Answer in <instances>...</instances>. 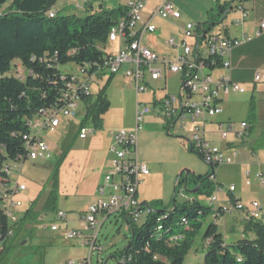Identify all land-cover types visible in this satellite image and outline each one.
<instances>
[{
  "label": "rangeland",
  "instance_id": "1",
  "mask_svg": "<svg viewBox=\"0 0 264 264\" xmlns=\"http://www.w3.org/2000/svg\"><path fill=\"white\" fill-rule=\"evenodd\" d=\"M131 1L92 0L91 12L87 11V5L83 2L80 3L77 0H56V10L59 12V16H64L74 21L86 15L96 14L99 11V6H101L102 10H111L124 7ZM148 1L150 7L158 0ZM232 1L219 0L221 4ZM169 2L180 13L181 24H205L208 12L215 7V0H169ZM79 5L81 6L80 9H78ZM240 6L245 8L248 18L242 27L237 28L234 23L240 19L238 14ZM5 7L6 5L3 8ZM252 7L253 2L251 0L233 1L229 14L223 21L221 19L220 24L211 27L210 32L224 36V31L227 30L229 34L235 37L241 36V33L244 32L248 37L253 38L254 24L263 18L261 17L262 15L255 13ZM181 24L177 23L176 25ZM160 25L162 29L160 32H155L154 43H162L169 36L174 37L176 42L179 41L176 29L173 28L172 23L162 21ZM155 46L159 49V44ZM104 49L110 52L114 47L107 42L104 45ZM202 52L204 56L208 55L206 49H202ZM255 60L251 59L248 62L252 65L256 63ZM246 65L248 64L239 65V68L246 69ZM59 70L62 74H71L75 72V67L67 64L61 66ZM124 70L125 68L123 67L120 73L109 82V76L105 74L100 79H95L91 84L90 91L95 95V99L97 94L104 90L106 99L110 103L109 109L102 116V129L96 134V137H100V145L97 146V149L89 150L88 152L87 142L72 140L67 144L69 149L66 150V147L64 148L62 145L68 138L67 133L62 129L56 133H44L43 135L52 151L50 160L47 162H25L21 169L19 167L10 168L12 177L19 176V183L26 187V192L16 197L23 204L22 209L15 212L16 216L21 217L23 211L35 200L38 201L34 210L35 212H41L44 202L52 190L55 192L56 210L51 213H42L34 225L26 224L15 237L10 249L1 251L3 244H0V264H63L66 261H80L88 257L89 251L87 248L79 246L77 240L65 239L63 235L65 231L71 230L82 231L84 237L93 235L91 231L82 229L79 215L85 211L87 204L92 199L94 184L97 181H101L106 171L107 146L109 143L107 135L113 130L133 127L135 92L129 82L124 79ZM248 72H251L250 69ZM11 75L23 80L25 72L17 65L13 66ZM250 83L247 82L242 86L245 94L235 97L231 96L227 102L222 103L223 114L218 119L234 123L235 131H238L240 122L248 119L251 96L253 95L256 113L258 114L255 123H248L251 127H259L261 125L263 129L262 131L251 133L250 138L246 137L247 141L250 142L249 149L255 142V155L249 156L252 163L248 160L246 155L248 150L245 147L241 150L239 157L235 159L234 165L213 168L214 175L209 181L216 188L212 195H215L216 206L221 203L228 206L234 199V194L241 199V205L245 207L253 200L262 202L264 196V185H260L255 179V174L258 172L262 173L264 178V123L262 122V111L258 109L261 102L260 99L264 97V73L261 74V81L256 85L254 94ZM181 85V74H175L165 80H159L154 83L149 82L147 92L154 93L158 99H162L167 95L177 96ZM148 99L149 94L139 97L142 102H146ZM195 100L196 98L193 101ZM151 107L153 106L151 105ZM151 110V114L144 118L137 141L138 159L146 164L150 174L139 186V204H146L155 212H168L173 205L179 206L185 202V197H195L199 202L207 206L206 202L209 198L206 195L191 193L195 189L192 180L197 179V177L210 175L211 168L195 152L191 153L189 151L191 146L188 144V139L192 132L189 116H186L183 123L175 124V120L168 122L157 115L154 109ZM207 132H212V129L208 128ZM214 133L206 134L207 139L211 138L209 140L211 145L221 146L228 141L235 144L239 143L233 135H229L227 140H223L218 131ZM69 153H73V156H78L74 160L64 162L62 158H65ZM87 153H89L90 158L85 160L83 156ZM59 159H62L60 163H58ZM9 165L12 166V163ZM186 172H189V176L187 178L188 182L185 184ZM245 172L250 174L249 186L246 185ZM52 175L56 176L57 184L55 189L51 181ZM175 184L176 187L174 188ZM230 185L234 187L235 191L229 203L221 193L217 192V189H222V193L225 194ZM185 186L187 192L184 190ZM58 211L65 214L66 223H61L59 231L52 233L49 230V226L57 222L55 214ZM147 217V214H143L135 226L140 227L143 225ZM211 222H213L211 217H207L204 227ZM215 224L218 225V231L222 235L225 244H234L244 236L246 221L238 215H226L216 221ZM203 230L195 239L183 264H204L205 249L201 242ZM245 236L248 239L252 238L248 234ZM129 239V228L123 220L115 216L109 217L97 237V242L102 248V252L94 253L91 256V264H119L121 262L120 255L127 247Z\"/></svg>",
  "mask_w": 264,
  "mask_h": 264
},
{
  "label": "built area",
  "instance_id": "2",
  "mask_svg": "<svg viewBox=\"0 0 264 264\" xmlns=\"http://www.w3.org/2000/svg\"><path fill=\"white\" fill-rule=\"evenodd\" d=\"M88 4L92 0H77ZM147 0H132L128 7V20L120 21L108 33L107 42H119L122 48L113 54L103 69L93 73L88 68L75 67V72L65 74L67 76L66 92L63 95V105L57 110H49L38 113L27 122L29 133L24 136L26 145L25 161H46L50 156L49 145L43 140L42 134L47 130L59 127L60 119L73 120L77 117L80 104L91 97L92 79L102 74L116 75L123 66L127 68L124 76L133 88L136 95L147 91V80H165L175 74H181L182 85L177 96H165L156 104L146 105L137 103L134 114L135 126L132 130H114L111 132L112 145L110 147V165L102 184L96 190V200L87 206L79 215V222L84 231H91L92 236L84 237L82 231H65L64 238L77 240L79 246L89 251L87 258L80 261H66L63 264H91V256L101 253L102 248L97 242V237L103 224L111 216L120 219L127 218L130 225H135L143 214H150L149 209L141 208L137 199L138 188L143 177L149 175L147 166L137 160V140L144 118L151 114V109L164 120L175 124L183 123L186 116L192 125L189 137L193 151L201 159L214 168L233 164L238 150L234 146L220 148L211 145L204 136L203 130L197 125V121L204 123L222 113L219 104L231 95H243L245 90L232 78V53L254 40L260 39L264 32V22L258 24L254 37L242 35L239 38H230L219 33L213 34L202 24L185 23L180 32L178 42L169 38L164 42L166 48L174 53L172 59L160 57L154 51L140 44L144 33L154 34L155 26L151 24L154 18L162 21H179L180 13L173 8L169 0H161L156 7L149 10L147 19H143V12L147 10ZM80 5L78 9H80ZM240 19L234 23L235 27H241L247 18L246 12L239 7ZM56 13H48L49 18H54ZM139 28L138 31L135 28ZM226 34V33H224ZM202 49H206L204 56ZM162 64V68H157ZM254 82H259V75L254 77ZM194 98H196L195 101ZM246 124L240 123L239 130L235 131V124L227 122L219 126V134L223 140L233 135L238 142L246 137ZM94 131L89 126L77 129V139L84 141L93 135ZM16 162V163H23ZM7 179L0 178V207L3 209L10 225L17 222L14 210L21 208V202L16 196L25 190V186L11 179L9 166L4 168ZM250 185V174H244ZM18 178V176H17ZM256 181L264 185L262 175H255ZM221 189L218 188L217 192ZM233 186L228 188L230 194L234 193ZM185 197V196H184ZM190 201V197H185ZM207 206L216 210L215 195L208 199ZM225 214L243 213L246 221L260 222L264 224V207L258 202H251L248 206H242L239 202L230 203L220 207ZM57 222L50 224L52 233L59 231V225L66 223L64 213L56 212ZM160 230V227L157 228ZM12 236V232L8 233Z\"/></svg>",
  "mask_w": 264,
  "mask_h": 264
},
{
  "label": "trees",
  "instance_id": "3",
  "mask_svg": "<svg viewBox=\"0 0 264 264\" xmlns=\"http://www.w3.org/2000/svg\"><path fill=\"white\" fill-rule=\"evenodd\" d=\"M233 1L221 4L215 0V7L208 12L207 21L202 25L210 30L220 24L221 19L223 21L231 11ZM86 5L87 11L92 12L91 3ZM51 11L56 13L54 18L48 17ZM126 20L127 6L111 10H102L99 6L96 14L71 21L59 16L56 0H0L1 179H7L5 167L26 160L23 138L29 133L27 122L40 112L62 107L67 76L59 68L71 64L82 69L88 68L90 73L103 69L111 57L104 49L108 33L120 21ZM17 65L25 72L23 80L11 75L13 66ZM233 79L237 81L239 77L234 73ZM85 102L86 115L79 128L90 123L92 129L98 131L102 128V116L110 106L105 91L101 90L94 102L88 99ZM249 113L252 117L253 104L250 105ZM68 149L69 146H66ZM52 176L55 189L56 176ZM207 176L197 177L199 182L194 183V186L197 188L196 194L211 198L216 188L210 179L205 180ZM55 201V192L52 190L41 212H35L33 204L13 225L9 224L0 207L1 251L12 247L15 237L26 224L34 225L42 213L54 212ZM234 202L232 199L231 203ZM142 206L147 207L150 214L140 227L128 225L129 247L120 255V261L124 258V264H183L203 229L201 242L205 249L204 264H264V224L260 222L246 221L243 238L228 245L224 243L215 224L226 216L220 207L213 210L195 197H190V201L179 206L173 205L168 212H155L146 204ZM207 217H211L213 222L204 227ZM9 232H12L11 237L8 236ZM247 233L253 234V238L248 239L245 236Z\"/></svg>",
  "mask_w": 264,
  "mask_h": 264
},
{
  "label": "crops",
  "instance_id": "4",
  "mask_svg": "<svg viewBox=\"0 0 264 264\" xmlns=\"http://www.w3.org/2000/svg\"><path fill=\"white\" fill-rule=\"evenodd\" d=\"M161 0H158L157 2H155L152 6H150L149 7V1L147 0V2H148V4H147V10H145L144 12H143V19H147V17H148V13H149V10H151L152 8H154V7H156V5L160 2ZM252 2H253V7H252V10L255 12V13H257L258 15L260 14V16L263 18L262 20H260L259 22H256L255 24H254V33H255V31L257 30V28H258V24L260 23V22H264V0H251ZM91 3V2H90ZM245 12H246V10H245V8L244 7H242V6H240ZM247 18H248V14H247ZM246 18V19H247ZM246 19H245V21H246ZM244 21V22H245ZM164 22H170V23H172V26H173V28L174 29H176L175 31L177 32L176 34H177V36L179 37V39H180V32H181V29L183 28V25L184 24H181V19L179 20V21H164ZM244 22H243V24H244ZM160 23L162 24V20H160L159 18H154L152 21H151V24L153 25V26H155V28L157 29L156 30V32H160L161 31V29H162V27H161V25H160ZM177 23H180L181 25H176ZM243 26V25H242ZM241 26V27H242ZM237 28H239V27H237ZM138 27L137 28H135V30H137L138 31ZM226 34V36L227 37H230V38H239V37H241L242 35H246V34H244V32H242L241 33V36H239V37H235V36H232L231 34H229L228 33V31L226 30V31H224ZM155 34V33H154ZM154 34H147V33H144L143 35H142V37H141V40H140V44H141V46H143V47H145V48H147V49H149V50H152V51H154L156 54H158L161 58L162 57H167L168 59H172V57H173V55H174V53H173V51L171 50V49H168V48H166L165 47V45H164V42L167 40V39H169V37L165 40V41H163L162 43H154L155 41H154ZM248 36V35H247ZM170 38H173L174 39V37H170ZM159 44V49H158V47L157 46H155V45H158ZM110 45L111 46H113L114 47V49L112 50V51H110L109 53L110 54H115V53H117L121 48H122V44L121 43H119V42H114V43H110ZM255 60L256 61V63L254 64H252V65H250V63L248 62L249 60ZM243 64H248V65H246L247 67H246V69H243L242 67L241 68H239V65H243ZM231 65H232V78H233V74L235 73L236 74V76L237 77H239V80H237V81H235L236 83H238L241 87L245 84V83H247V82H251L250 84L252 85L251 86V88H252V93L254 94L255 93V91H256V85L261 81V74H263L264 73V33H263V36L260 38V39H257V40H254L251 44H247L246 46H243V47H241V48H239V49H236L233 53H232V56H231ZM250 66V67H249ZM125 69L127 68L126 66H123ZM122 67V68H123ZM157 68H162V64H158L157 65ZM249 69H250V71L252 72H248L249 71ZM121 71V70H120ZM120 71L116 74V75H114V76H109V78L111 77V79L110 80H112V78H114V77H116L119 73H120ZM125 71V70H124ZM260 72H261V74H260ZM103 75H105V74H102L101 76H96V77H94L93 79H92V82L96 79H100ZM123 75H124V73H123ZM256 75H259V78H260V80H259V82H254V77L256 76ZM124 79L127 81V79L125 78V76H124ZM167 79V78H166ZM109 80V79H108ZM109 80V81H110ZM234 80V79H233ZM108 81V82H109ZM157 81H159V80H157ZM157 81H151V80H147V87L149 86V82H151V83H154V82H157ZM128 82V81H127ZM92 84V83H91ZM243 88V87H242ZM244 89V88H243ZM146 94H149V99H148V101H146V102H142V101H140L139 100V97L140 96H142V95H146ZM245 94V93H244ZM135 108H136V104L137 103H143V104H146V105H154V104H156L158 101H160L161 99L159 98H156L155 97V94L154 93H148L147 91L146 92H144L143 94H140V95H136V93H135ZM232 97H235V96H240V95H231ZM231 96H229V97H231ZM229 97L228 98H225L224 100H222L221 102H220V104H219V107L220 108H222L221 106H222V103H224L225 101L227 102L228 101V99H229ZM262 97V96H261ZM91 103L92 102H94L95 101V95H93L92 93H91V97L88 99ZM260 103H259V110L261 109V114H262V122L264 123V97H262V99H260ZM251 104H253L254 105V113H253V115H252V117H250V113H249V115H248V119L247 120H245V121H242V122H240V123H245L246 124V133H247V137L248 138H250V136H251V133H253L254 131H262V126L260 125L259 127L257 126H253V127H251L250 125H249V123L248 122H252V123H255L256 122V118H257V114L258 113H256L257 111H256V105H255V98H254V96L252 95L251 96ZM109 105H110V103H109ZM135 108H134V114H135ZM223 109V108H222ZM86 110H87V104H86V102L85 101H83L81 104H80V106H79V110H78V114H77V117L75 118V119H73V120H69V119H63V121H62V119H60V124H59V127H57V128H55L54 130H47V131H45V132H43V134H42V137H43V135H44V133H56V132H59L60 130H64L66 133H67V138L68 139H66V141L64 142V144L62 145L64 148L66 147V146H68L67 144H69V141H72V140H78L77 139V136H76V134H77V129L79 128V126H80V124H81V121L84 119V117H85V115H86ZM223 114V110H222V113L220 114V115H218V116H215L214 118H212V119H209V120H206L204 123H202V122H200V121H197V125L198 126H200V128L203 130V132H204V136H205V138L207 139V137H206V134L207 133H209V134H215L214 132L215 131H218L219 132V126L220 125H223V124H226L227 122H230V121H224V120H220V119H218L219 117H221V115ZM88 126L89 127H92V125L90 124V123H88ZM134 126H135V123H133V127L132 128H130V129H123V130H132L133 128H134ZM64 127V128H63ZM101 127H102V124H101ZM93 128V127H92ZM208 128H210V129H212V132H207L206 133V130L208 129ZM102 129V128H101ZM101 129L100 130H98V131H95L94 130V133H93V135H91L89 138H87L86 140H84L83 142H87V150H88V152H89V150L91 151V150H94V149H97V146H99L100 145V137L99 136H97L96 137V134H98V132H100L101 131ZM214 129H215V131H214ZM118 130H120V129H118ZM114 131V130H113ZM112 132V131H111ZM111 132L110 133H108V135H107V137H108V146H107V167H106V171H105V173H104V175H103V177H102V179H101V181H97L95 184H94V187H93V190H92V199H91V201L87 204V206L88 205H90V204H92L95 200H96V190H97V188H98V186L99 185H101L102 184V181H103V178H104V176H105V174H106V172L108 171V169H109V165H110V152H109V150H110V147H111V145H112V140H111V136H110V134H111ZM211 139V138H210ZM210 139H207V140H210ZM246 139V138H245ZM243 140L242 142H240V143H234V142H226V143H224L223 145H221V146H219V145H216V146H218V147H220V148H225V147H229V146H234L237 150H238V155L234 158V161H233V164L232 165H234L235 164V159L237 158V157H239V155H240V153H241V150H243V148H247V150H248V153L246 154L247 155V157H248V160H250V162H251V158H249V156H254L255 155V142H254V144L253 145H251V147H250V149H249V143L250 142H248L247 141V139L246 140ZM43 140L47 143V141L44 139V137H43ZM225 140H227V138L225 139ZM80 141V140H79ZM138 141V140H137ZM48 144V143H47ZM49 145V144H48ZM50 146V145H49ZM238 147V148H237ZM50 148V147H49ZM136 152H137V147H136ZM76 156H78V155H76ZM76 156H73V153H69V155H67L65 158H63L64 159V162H66V161H71V160H74L75 158H76ZM84 158H85V160H87V159H89L90 158V156H89V153H87L86 155H84L83 156ZM52 158V151H51V148H50V156H49V158L46 160V161H42V162H47L48 160H50ZM81 159V158H80ZM137 160L139 161V159H138V153H137ZM25 162H36V161H24L23 163H12V166H10L9 165V168H15V167H19V169H21V167H22V165L25 163ZM76 162V161H75ZM140 162V161H139ZM140 163H142V162H140ZM252 163V162H251ZM143 164H145V163H143ZM146 165V164H145ZM232 165H229V166H232ZM11 170V169H10ZM246 173V172H245ZM244 173V174H245ZM248 173V172H247ZM255 175H263L262 173H260V172H258V173H256ZM150 176V174L147 176V177H143L142 178V180L141 181H143L145 178H148ZM18 178H19V176H18ZM18 178H17V176L16 177H12V174H11V179L12 180H17L18 181V183H19V180H18ZM19 184H21V183H19ZM21 185H23V184H21ZM231 186V185H230ZM229 186V187H230ZM228 187V188H229ZM139 189V188H138ZM228 190V189H227ZM24 192H26V187H25V190L23 191V192H21V193H24ZM138 192H139V190H138ZM138 192H137V199H138V202H140L139 201V195H138ZM21 193H19L17 196H19ZM218 193H221L224 197H225V199L226 200H228L227 202H229L230 203V201H231V198H232V195L231 194H229L228 193V191L225 193V194H223L222 193V189H221V192H218ZM16 196V197H17ZM263 196V195H262ZM233 200H235V201H237V202H239V203H241V199L240 198H237L236 196H235V194H234V199ZM20 201V200H19ZM38 201V200H37ZM37 201L35 200V201H33L32 203H30L29 205H28V208L30 207V206H32L33 204H34V209H35V205L37 204ZM21 202V201H20ZM252 202H258L261 206H263L264 207V196H263V199H262V202H259V201H255V200H253ZM228 203V204H229ZM21 204H22V202H21ZM224 203H221V204H219V206H225V205H223ZM86 206V207H87ZM22 207H23V204L21 205V208H19L20 210L22 209ZM27 208V209H28ZM19 209H15L13 212H14V215L16 216V214H15V212H18V211H20ZM27 209H25L24 211H23V213L27 210ZM86 210V209H85ZM84 212V211H83ZM23 213H22V215H23ZM235 215H238L239 217H241L244 221H246L245 220V218H244V216H243V214H239V213H234ZM22 215H21V217H22ZM20 216H16V218H21ZM249 236H252V238H253V234H251V233H247Z\"/></svg>",
  "mask_w": 264,
  "mask_h": 264
},
{
  "label": "water",
  "instance_id": "5",
  "mask_svg": "<svg viewBox=\"0 0 264 264\" xmlns=\"http://www.w3.org/2000/svg\"><path fill=\"white\" fill-rule=\"evenodd\" d=\"M188 144L190 145L189 140H188ZM189 151H190L191 153H194V151L192 150V148H190ZM206 164H207V163H206ZM207 165H209V164H207ZM209 167H210L211 169H213V167H212L211 165H209ZM213 174H214V171L211 170V174H210L209 176L205 177V180H209V179L213 176ZM188 176H189V172H186V174H185V179H184L185 184H186V182H187V178H188ZM175 187H176V184H175L174 188H175ZM184 190H185V192H187V190H186V186H185ZM196 192H197V188H195L194 190L191 191L192 194H194V193H196ZM173 202H174V200H173ZM128 247H129V245L127 246V249H128ZM119 264H124V258H122V260H121V262H120Z\"/></svg>",
  "mask_w": 264,
  "mask_h": 264
},
{
  "label": "bare ground",
  "instance_id": "6",
  "mask_svg": "<svg viewBox=\"0 0 264 264\" xmlns=\"http://www.w3.org/2000/svg\"><path fill=\"white\" fill-rule=\"evenodd\" d=\"M91 128V127H90ZM94 131V130H93ZM191 146V145H190ZM192 148V147H191ZM199 156V155H198ZM200 157V156H199ZM214 168V167H213ZM221 192V191H220ZM235 202H237V201H235ZM140 207L141 208H145V209H148L147 207H143L142 205H140ZM217 207H223V206H217ZM237 213H240V212H237ZM241 214H243V213H241ZM149 215V214H148ZM226 215H231V214H226ZM18 220H19V218H18ZM18 220H17V222H18ZM123 220V222L127 225V227H128V225H129V220L127 219V218H125V219H122ZM16 222V223H17Z\"/></svg>",
  "mask_w": 264,
  "mask_h": 264
},
{
  "label": "flooded vegetation",
  "instance_id": "7",
  "mask_svg": "<svg viewBox=\"0 0 264 264\" xmlns=\"http://www.w3.org/2000/svg\"><path fill=\"white\" fill-rule=\"evenodd\" d=\"M193 181V183H197V182H199V181H197V179H195V180H192Z\"/></svg>",
  "mask_w": 264,
  "mask_h": 264
}]
</instances>
